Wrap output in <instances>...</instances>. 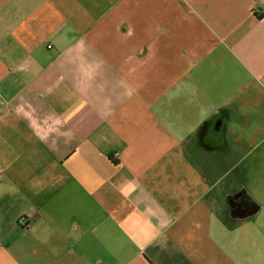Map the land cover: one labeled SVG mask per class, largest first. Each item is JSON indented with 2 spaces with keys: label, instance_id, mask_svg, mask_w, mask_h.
Wrapping results in <instances>:
<instances>
[{
  "label": "crops",
  "instance_id": "crops-1",
  "mask_svg": "<svg viewBox=\"0 0 264 264\" xmlns=\"http://www.w3.org/2000/svg\"><path fill=\"white\" fill-rule=\"evenodd\" d=\"M263 225L264 0H0V264H264Z\"/></svg>",
  "mask_w": 264,
  "mask_h": 264
},
{
  "label": "rangeland",
  "instance_id": "rangeland-1",
  "mask_svg": "<svg viewBox=\"0 0 264 264\" xmlns=\"http://www.w3.org/2000/svg\"><path fill=\"white\" fill-rule=\"evenodd\" d=\"M255 228V226H253ZM249 228V226L247 227V229ZM246 229V230H247ZM263 231H264V225H263ZM240 239V240H239ZM238 241H237V248L238 251L243 254V252L246 251H250L251 254L253 253V255H255V253L257 252L256 250H264V238H259V237H249L248 238V242H247V238H245L244 234H241L239 237ZM239 248H242V251L239 250Z\"/></svg>",
  "mask_w": 264,
  "mask_h": 264
},
{
  "label": "built area",
  "instance_id": "built-area-1",
  "mask_svg": "<svg viewBox=\"0 0 264 264\" xmlns=\"http://www.w3.org/2000/svg\"><path fill=\"white\" fill-rule=\"evenodd\" d=\"M18 224L21 225V226H23V227H26L28 225L27 219L26 218H23V217L19 218L18 219Z\"/></svg>",
  "mask_w": 264,
  "mask_h": 264
}]
</instances>
